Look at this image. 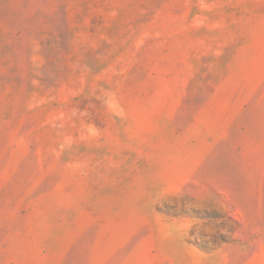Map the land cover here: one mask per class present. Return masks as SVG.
Instances as JSON below:
<instances>
[{
  "label": "rangeland",
  "instance_id": "rangeland-1",
  "mask_svg": "<svg viewBox=\"0 0 264 264\" xmlns=\"http://www.w3.org/2000/svg\"><path fill=\"white\" fill-rule=\"evenodd\" d=\"M0 264H264V0H0Z\"/></svg>",
  "mask_w": 264,
  "mask_h": 264
}]
</instances>
